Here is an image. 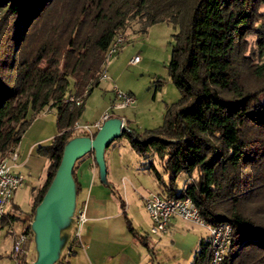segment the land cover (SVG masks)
Masks as SVG:
<instances>
[{"label": "trees", "instance_id": "trees-1", "mask_svg": "<svg viewBox=\"0 0 264 264\" xmlns=\"http://www.w3.org/2000/svg\"><path fill=\"white\" fill-rule=\"evenodd\" d=\"M133 19L143 31L159 21L177 27L168 70L180 97L160 126L143 134L127 127L122 135L139 155L159 156L168 183L153 162L150 170L160 193L190 196L207 222L232 224L230 264H264V0H0V156L37 113L56 110V134L36 149L48 167L31 215L66 141L79 134L68 127L99 83L111 41ZM81 95L79 104L67 100ZM181 172L190 178L177 191ZM73 176L78 193L74 167ZM198 245L190 264H205L203 236Z\"/></svg>", "mask_w": 264, "mask_h": 264}, {"label": "rangeland", "instance_id": "rangeland-1", "mask_svg": "<svg viewBox=\"0 0 264 264\" xmlns=\"http://www.w3.org/2000/svg\"><path fill=\"white\" fill-rule=\"evenodd\" d=\"M141 28L142 21L139 19H133L128 23L124 30L127 40L112 56L106 59L104 69L108 76L100 78L99 83L93 86L86 95L83 110L78 119L79 123H92L102 112L109 110L113 111L114 115L123 117L126 127L133 129L136 133L143 134L147 129L160 126L163 123L167 106L179 99V89L171 80L168 70L173 33L177 27L170 22L159 21L149 25L145 31ZM247 38L250 44L254 45V35L248 34ZM34 39L36 40V37ZM134 55H138L139 60L132 64L129 61ZM73 81L74 79L71 78L69 95L74 92ZM115 86L132 94L135 97V102L125 107L111 109ZM56 132V110L45 107L36 114L18 143L17 151H24L27 153V157L30 156V159L19 167H13L14 171H22L25 174V179L14 193L12 202L7 209L10 214H14L15 218L8 217L14 222L10 224L0 218V264H15L11 255V231L12 229L19 231L21 223L30 218L34 197L47 173L48 159L46 156L38 154L36 149L39 145L49 144ZM153 153L147 158L139 155L131 147L128 137L123 134L116 137L105 148L104 154L108 173L107 181L114 180L111 183L115 185L116 193L124 202H126L125 183L131 202L129 211L136 213L142 222L149 220V217L137 202L140 187L138 186V177L132 171L134 166L150 169V164L153 162L163 174L165 183H168V175L163 171L161 160L155 151ZM120 157L127 159L130 164L132 170L127 172V178L131 181L121 178L123 169L118 164ZM189 178L188 173H179L175 180L176 190L179 191ZM95 182L102 188H106L108 193L112 190L110 185L100 181L99 170L96 171ZM153 187L154 191L159 192L162 191L163 186L160 187L158 181H155ZM89 194L90 188H87L86 184V187L77 193V201L81 202L89 198ZM118 196H113L116 203L120 202L117 200ZM171 233L155 249L157 254L155 262L158 264H190L193 253L199 246L200 237L206 235V229L177 218ZM30 255L33 256L32 261L35 257L34 243L31 245L28 257Z\"/></svg>", "mask_w": 264, "mask_h": 264}, {"label": "built area", "instance_id": "built-area-1", "mask_svg": "<svg viewBox=\"0 0 264 264\" xmlns=\"http://www.w3.org/2000/svg\"><path fill=\"white\" fill-rule=\"evenodd\" d=\"M126 40V32L118 31L107 49L106 59L112 56ZM138 60L139 56L134 55L129 62L135 64ZM107 76L108 74L105 69L99 73V78ZM114 94L115 96L110 106L111 109L125 107L135 102V97L132 94L124 92L116 86L114 87ZM67 100L79 104L83 101V95L76 97L69 96ZM113 115V111L106 110L94 122L79 123L75 121L68 129L79 134L93 136L104 120ZM89 154L94 158L93 152ZM17 158L18 152L14 149L0 156V218L9 217L8 206L12 202L14 193L23 184L25 179L24 173L13 170L15 165L13 162ZM142 199L151 220L150 231L152 233L161 234L166 232L170 221L174 217L202 226L206 229L207 256L205 264H230L228 257L233 248V226L229 221L210 224L201 216L198 207L190 196H168L151 190L144 194ZM87 219V201L77 202L73 215L71 238L64 249L61 259L68 256L75 246L84 244L82 228ZM31 220L32 215L25 222L21 223L19 231H15L14 229L11 231V255L15 260V264H27V261H29L28 254L33 244V232L30 227ZM8 222L12 224L14 220L9 218Z\"/></svg>", "mask_w": 264, "mask_h": 264}, {"label": "crops", "instance_id": "crops-1", "mask_svg": "<svg viewBox=\"0 0 264 264\" xmlns=\"http://www.w3.org/2000/svg\"><path fill=\"white\" fill-rule=\"evenodd\" d=\"M102 114L103 112L95 120L99 119ZM16 148H18V144L14 148V150L17 151ZM17 152L18 158L13 162L15 164L14 167H19L30 159V156L27 157V153H24V151ZM76 161L77 163L75 162L74 169L76 178L80 184V189H84L86 184L87 188H90L89 198L84 199L87 201L88 219L82 228V239L84 244L75 246L72 252L62 259V264H158L155 262L157 258L155 249L158 247L159 243L163 239H166L168 234L172 232L177 218H172L166 232L154 234L150 231L151 220L145 209L142 196L155 189L153 186L157 180L152 171L145 167L136 166H134L132 170L127 159L120 157L118 160V164L123 169L121 176L122 180L129 179L127 178V172L130 171V169L135 172L136 177H138V186L140 189L138 190L139 197L137 202L143 212L149 217V220L147 219V221L142 222L139 220L136 213H130L129 211L131 202L125 183L124 196L126 202L121 198L124 202L123 208L121 199L119 198L120 195L118 196L115 185L111 183L114 182V180L111 179L110 182L107 181L106 183V185H110L112 188L109 193L106 188H102V186L96 184L95 179L98 166L94 158L87 153ZM105 192L106 194H104ZM115 195L116 197L118 196L117 200L120 202L116 203L113 200V196L115 197ZM9 216L11 217V215ZM126 217L131 221L134 230L138 234L146 236V241L151 247V250L135 237L128 227ZM6 219V221L9 220L8 217ZM70 231L68 242L71 238L72 228ZM203 237L205 238V236ZM29 257L28 259L31 261L33 256L30 255Z\"/></svg>", "mask_w": 264, "mask_h": 264}, {"label": "water", "instance_id": "water-1", "mask_svg": "<svg viewBox=\"0 0 264 264\" xmlns=\"http://www.w3.org/2000/svg\"><path fill=\"white\" fill-rule=\"evenodd\" d=\"M126 128L123 118L114 115L105 119L93 136L77 134L66 141L57 170L32 214L35 257L30 264H54L62 258L77 205L74 164L93 152L100 181L107 183L105 148Z\"/></svg>", "mask_w": 264, "mask_h": 264}]
</instances>
